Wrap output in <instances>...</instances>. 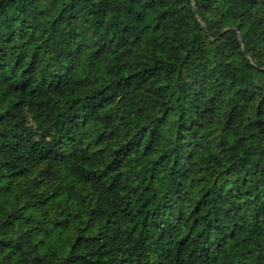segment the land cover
I'll return each mask as SVG.
<instances>
[{"label": "trees", "instance_id": "trees-1", "mask_svg": "<svg viewBox=\"0 0 264 264\" xmlns=\"http://www.w3.org/2000/svg\"><path fill=\"white\" fill-rule=\"evenodd\" d=\"M0 264H264V0H0Z\"/></svg>", "mask_w": 264, "mask_h": 264}]
</instances>
